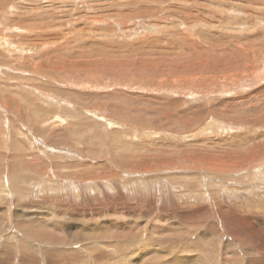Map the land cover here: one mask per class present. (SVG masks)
Returning a JSON list of instances; mask_svg holds the SVG:
<instances>
[{
    "label": "rangeland",
    "instance_id": "374dc122",
    "mask_svg": "<svg viewBox=\"0 0 264 264\" xmlns=\"http://www.w3.org/2000/svg\"><path fill=\"white\" fill-rule=\"evenodd\" d=\"M189 262L264 264V0H0V264Z\"/></svg>",
    "mask_w": 264,
    "mask_h": 264
},
{
    "label": "bare ground",
    "instance_id": "6f19581e",
    "mask_svg": "<svg viewBox=\"0 0 264 264\" xmlns=\"http://www.w3.org/2000/svg\"><path fill=\"white\" fill-rule=\"evenodd\" d=\"M173 176H174V175H173ZM112 199H113V198H112ZM116 199H117V198H116ZM120 202H121V201H120ZM85 224H86V223H85ZM104 226H105V225H104ZM136 226H137V225H136ZM104 228H106V226H105ZM247 229H248V228H247ZM249 229H250V228H249ZM106 233H107V232H106ZM111 233H112V232H111ZM253 234H254V233H253ZM131 235H132V234H131ZM131 235H130V236H131ZM250 237H251V236H250ZM252 237H253V236H252ZM190 243H191V242H190ZM186 248H187V245H186ZM189 249H190V248H189ZM185 250H186V249H185ZM185 252H186V251H185ZM231 252H233V251H231ZM179 253H180V252H179ZM183 253H184V252H183ZM180 254H181V253H180ZM187 254H188V253H187ZM201 255H202V254H201ZM233 257H235V255H233ZM233 257H232V258H233ZM233 259H234V258H233ZM4 260H5V259H4ZM230 260H231V259L228 260V258H227V261H230ZM223 261H224V260H223ZM225 261H226V260H225ZM227 261H226V262H227ZM234 261H235V260H234ZM220 262H221V261H220ZM177 263H178V262H177ZM189 263H190V262H189ZM190 264H191V263H190ZM195 264H196V263H195ZM225 264H227V263H225Z\"/></svg>",
    "mask_w": 264,
    "mask_h": 264
}]
</instances>
